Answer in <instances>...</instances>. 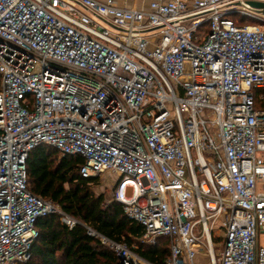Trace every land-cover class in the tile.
Returning <instances> with one entry per match:
<instances>
[{"label": "built area", "instance_id": "built-area-1", "mask_svg": "<svg viewBox=\"0 0 264 264\" xmlns=\"http://www.w3.org/2000/svg\"><path fill=\"white\" fill-rule=\"evenodd\" d=\"M264 0H0V264L60 215L117 264H151L32 193L40 146L118 180L165 264H264ZM250 22V23H249ZM260 105H263L260 107ZM131 194H128V190Z\"/></svg>", "mask_w": 264, "mask_h": 264}, {"label": "trees", "instance_id": "trees-1", "mask_svg": "<svg viewBox=\"0 0 264 264\" xmlns=\"http://www.w3.org/2000/svg\"><path fill=\"white\" fill-rule=\"evenodd\" d=\"M59 155L49 146H40L31 153L28 175L32 193L111 241L125 243L149 263L165 264L169 257L168 241L161 240L155 246L141 244L144 228L129 220L120 204H107L103 196L97 197L90 191L97 178L80 177L83 161L69 156L58 159ZM36 228L38 238L33 244L31 258L24 264L118 263L114 253L89 236L82 225L69 229L57 213L40 218Z\"/></svg>", "mask_w": 264, "mask_h": 264}, {"label": "rangeland", "instance_id": "rangeland-1", "mask_svg": "<svg viewBox=\"0 0 264 264\" xmlns=\"http://www.w3.org/2000/svg\"><path fill=\"white\" fill-rule=\"evenodd\" d=\"M62 156L59 155L58 159H60ZM118 179L109 173L104 174L103 176L99 177L97 182L92 184L90 186V191L97 197L103 196L105 203L109 204L112 201V186ZM128 194H131V190H128ZM164 239H158L156 241V245L159 244V242H162ZM145 246H148V244H144ZM200 264H205L204 259L198 260Z\"/></svg>", "mask_w": 264, "mask_h": 264}, {"label": "crops", "instance_id": "crops-1", "mask_svg": "<svg viewBox=\"0 0 264 264\" xmlns=\"http://www.w3.org/2000/svg\"><path fill=\"white\" fill-rule=\"evenodd\" d=\"M119 6L122 7H147L149 0H115Z\"/></svg>", "mask_w": 264, "mask_h": 264}, {"label": "water", "instance_id": "water-1", "mask_svg": "<svg viewBox=\"0 0 264 264\" xmlns=\"http://www.w3.org/2000/svg\"><path fill=\"white\" fill-rule=\"evenodd\" d=\"M249 5L253 8L260 9L261 13L264 14V4L259 2H249Z\"/></svg>", "mask_w": 264, "mask_h": 264}]
</instances>
